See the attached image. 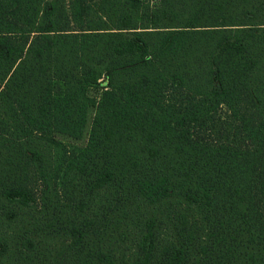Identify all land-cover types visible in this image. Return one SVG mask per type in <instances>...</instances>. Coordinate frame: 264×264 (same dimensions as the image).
Returning <instances> with one entry per match:
<instances>
[{"label": "trees", "instance_id": "1", "mask_svg": "<svg viewBox=\"0 0 264 264\" xmlns=\"http://www.w3.org/2000/svg\"><path fill=\"white\" fill-rule=\"evenodd\" d=\"M0 264H264V0H0Z\"/></svg>", "mask_w": 264, "mask_h": 264}, {"label": "rangeland", "instance_id": "2", "mask_svg": "<svg viewBox=\"0 0 264 264\" xmlns=\"http://www.w3.org/2000/svg\"><path fill=\"white\" fill-rule=\"evenodd\" d=\"M100 88H101L100 86L96 85V86H94L88 90V94L93 98H98L100 96V93H101ZM94 115H95V108L91 107L88 111L87 124H86L85 130H84V133L80 139H74V138L68 137L66 135H59L58 138L65 143H73V144H76L79 146L86 145L88 142L89 132L91 129V125H92Z\"/></svg>", "mask_w": 264, "mask_h": 264}]
</instances>
